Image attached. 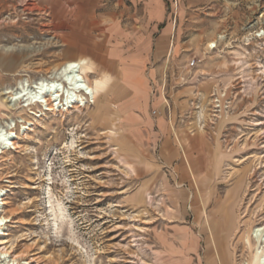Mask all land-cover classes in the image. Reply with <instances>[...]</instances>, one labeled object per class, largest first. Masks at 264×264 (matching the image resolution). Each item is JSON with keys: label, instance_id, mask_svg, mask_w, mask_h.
Returning a JSON list of instances; mask_svg holds the SVG:
<instances>
[{"label": "rangeland", "instance_id": "1", "mask_svg": "<svg viewBox=\"0 0 264 264\" xmlns=\"http://www.w3.org/2000/svg\"><path fill=\"white\" fill-rule=\"evenodd\" d=\"M152 3L0 0V127L24 145L0 159V264H264V0H165L159 25L143 15ZM114 51L162 68L169 145L148 144L141 113L121 110ZM69 58L99 107L36 117L4 102Z\"/></svg>", "mask_w": 264, "mask_h": 264}, {"label": "crops", "instance_id": "2", "mask_svg": "<svg viewBox=\"0 0 264 264\" xmlns=\"http://www.w3.org/2000/svg\"><path fill=\"white\" fill-rule=\"evenodd\" d=\"M119 1V0H118ZM136 1V0H135ZM153 1L150 8L145 9L144 16L150 17V22L154 24L164 23L166 18V3L165 0H149ZM149 10V11H148ZM108 15H115L118 17L116 10L111 11ZM140 16V15H139ZM124 34L125 30L119 28L118 24H114L110 28L111 43L113 49L115 44H119L120 34ZM172 29L170 26H165L158 36V44L162 47L170 38ZM140 46L146 50L147 43L144 41ZM171 46L174 45L171 42ZM172 47H170L172 49ZM163 51V48H161ZM112 62L124 65L123 85L124 95L118 101L122 104V111L129 114V121H137L136 114L140 112V119L145 125L147 132L148 144L153 145H169L168 138L170 135V121L167 116L166 104L168 97L166 92H172L167 89L166 82L161 67L150 69L148 72L144 71L146 64L145 52L142 55H131L129 58H121L116 55L114 51L112 54ZM154 111L157 113L154 114ZM142 128V123L141 126Z\"/></svg>", "mask_w": 264, "mask_h": 264}, {"label": "bare ground", "instance_id": "3", "mask_svg": "<svg viewBox=\"0 0 264 264\" xmlns=\"http://www.w3.org/2000/svg\"><path fill=\"white\" fill-rule=\"evenodd\" d=\"M55 69L56 71L53 77L42 78L34 87L22 84L21 90L4 93L11 94L4 102L11 103L15 101L22 103L24 109L31 108L32 110L33 107L39 108L37 111H33L36 117L46 115V111L55 115H67L72 109L80 108L81 106L99 107L102 92L94 82L88 79L82 70L80 62L76 58L66 59ZM48 72H50V70ZM29 124L28 126L24 125L23 135H29V132L35 129L36 123L34 121H29ZM15 127L16 126L13 127V125L0 127V159L4 157L2 154L7 148L19 149L24 147V145L21 144L18 133L14 132ZM112 132L113 131H111V133ZM3 189L4 188L0 189V197L3 194ZM1 201L3 204L6 203L4 196L1 198ZM8 217L10 216L5 214L0 215V230L3 229L2 224ZM0 244H2L1 238ZM7 253V250L0 251V254L5 255ZM14 260H16V258Z\"/></svg>", "mask_w": 264, "mask_h": 264}, {"label": "built area", "instance_id": "4", "mask_svg": "<svg viewBox=\"0 0 264 264\" xmlns=\"http://www.w3.org/2000/svg\"><path fill=\"white\" fill-rule=\"evenodd\" d=\"M211 47V49H213L215 46H210ZM199 65V60L197 59V58H193L188 64H187V66H188V69H189V74H190V76H189V79H193L195 76V74H193V70L197 67ZM221 90V91H220ZM213 92H215L214 94H216V92H226L225 90H222L219 86H216L215 88H214V91ZM222 95H225V94H222ZM220 101V98H216L215 99V102H219ZM218 107H220V106H222V104H218L217 105ZM157 112L156 111H154V114H156Z\"/></svg>", "mask_w": 264, "mask_h": 264}]
</instances>
